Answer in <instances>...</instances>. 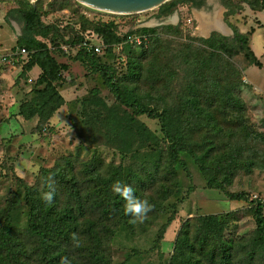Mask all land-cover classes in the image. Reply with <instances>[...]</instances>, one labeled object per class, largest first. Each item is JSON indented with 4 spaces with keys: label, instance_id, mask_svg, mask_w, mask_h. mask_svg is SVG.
<instances>
[{
    "label": "rangeland",
    "instance_id": "obj_1",
    "mask_svg": "<svg viewBox=\"0 0 264 264\" xmlns=\"http://www.w3.org/2000/svg\"><path fill=\"white\" fill-rule=\"evenodd\" d=\"M17 1L0 0V53L24 48L18 44L23 24L3 19V14L15 8ZM28 1L39 9L44 25L57 29V34L50 31L46 38L37 37V40L46 44L48 55L56 64L67 66L60 71V80L52 83L63 105L46 122L38 115L26 117L32 109L48 111L36 92L43 88L36 84L41 69L37 66L26 69L32 54L25 48L27 56L0 67V214L16 198L19 207L14 214L15 224L24 232L28 220L24 196L30 188L42 196L51 181L58 193L59 208L71 204L70 209L75 210L73 199L69 198L71 178L80 189L83 204L90 205L94 198L89 195L105 203L111 200L116 195L112 191L113 182L124 177L120 174H127L137 196L147 199L154 207L146 219L133 223L131 231L119 228L112 235L111 264H167L174 254V243L182 237L184 229H187L188 246L195 248H186L185 252L193 254L200 264H210L203 256L209 253L205 250L216 246L218 239L231 247V264H264V251L255 243L256 224L251 203L260 202L264 215V10H258L262 0H196L201 4L194 7L191 3H182L172 14L161 17L157 16L159 7L122 15L96 10L77 0H36L34 4ZM222 13L231 33L213 34L231 40L234 34L229 23L243 34L255 28L248 36V46L261 62V68L249 65L242 54L228 61L231 67H216L214 63L205 66L210 51L200 42L206 38L195 30L202 17L218 19ZM111 20L117 24L120 34L139 28L178 26L176 30L162 31L159 41L143 46L148 48L146 51L127 43L112 46V52L107 54L102 49L98 55L100 63L109 66L114 72L113 81L132 90L145 106L158 111L172 108L181 115H186L184 100L190 97L186 96L187 84L190 82L198 90L205 83L204 78L210 77L211 86L219 91L213 97L214 107L209 108L210 125L206 124V113L193 110L186 115L191 118L187 130L198 154L210 149L211 160L206 162L220 172L227 168L235 149L242 152L228 168L234 174L230 183L219 176L222 187L210 188L207 185L210 171L208 175L203 174L185 155L181 156L184 165L168 164V144L158 120L145 115L138 118L156 138L144 149L126 156L108 141L99 123H88V116L93 112H84L83 107L84 99L91 92H96L108 106L117 101L103 84L100 73L87 61L76 59L75 52L63 51V47L66 41L77 37L102 45L101 37L93 29L96 24ZM156 47L154 55L152 51ZM139 66L141 77L135 80L131 72H137ZM196 69H201L206 77L202 74L193 77ZM228 92L238 98L241 111L233 112L229 108L218 111L222 97H227ZM159 161L161 174L154 175ZM92 165L94 172L88 169ZM167 171L171 172L169 181L163 178ZM60 177L63 185L58 183ZM227 194H243L245 199L230 200ZM210 216L216 217L215 221L208 223L203 219ZM95 219L93 216L92 220ZM95 229H102L100 222ZM203 237L205 242L201 243ZM200 244L205 245V250H200ZM37 261L41 264V259Z\"/></svg>",
    "mask_w": 264,
    "mask_h": 264
},
{
    "label": "trees",
    "instance_id": "obj_2",
    "mask_svg": "<svg viewBox=\"0 0 264 264\" xmlns=\"http://www.w3.org/2000/svg\"><path fill=\"white\" fill-rule=\"evenodd\" d=\"M242 2L246 1L242 0ZM182 3H191L194 7L201 4V2L196 0H172L159 7L157 16L172 14ZM261 3V7L258 8L259 11L264 10V0ZM40 18L39 9L36 6L33 7L28 0H18L17 6L8 10L5 17L6 20L12 19L23 24V34L18 40V44L23 46L33 57L27 62L26 69L30 70L34 66L41 69V74L36 84L43 85V88L36 92L40 96L41 105L47 106L48 111H35L32 109L27 111L25 115L29 118L38 115L41 121L46 122L63 105V99L52 83L60 80V71L66 70L67 66L56 64L49 57L46 44L37 40V37L46 38L50 31L55 34L58 33L54 26L44 25ZM96 25L93 31L101 37L103 50L106 51V54L112 52V46H117L121 43H127L129 44L127 46L146 51L148 48L144 49L145 47L143 46L147 44L149 47L151 42L159 41L162 31L169 32L176 30L178 27L176 25L172 26L173 28L171 26H165L160 29L139 28L126 34H120L117 31V24L114 20L109 23H98ZM229 26L234 34L231 40L215 34H212L207 39H200V42L210 51L205 66L214 63L216 67L219 65L224 68L226 66L231 67L228 61L242 54L249 65L261 68V62L248 46L249 37L254 33V29H251L247 34H243L231 23H229ZM132 35H143L146 37L147 42L142 45L130 44L128 37ZM83 39L77 37L74 40L66 41L68 50L75 52L74 56L76 59L87 61L94 71L100 73L103 84L117 101L115 105L108 106L97 96L96 92H91L84 99L83 107L84 112L88 110L93 112L92 115L88 116L89 124L91 121L96 124L99 123L104 128L108 141L113 143L119 152L126 156L132 152L144 149L156 138L138 118L145 115L150 119L158 120L160 130L168 144L166 149V162L168 164L174 167L176 165H184L181 156L185 155L198 165L203 174L208 175L210 171L211 176L207 178V185L210 188L220 189L222 187L221 182L218 180L219 176L223 177L226 183L231 182L234 174L231 171L232 168L229 171L228 168L235 163L242 152L235 149L229 157L227 168L224 169V172H220V170L216 169L217 167L214 168L212 164L206 162L211 160L210 149L202 150V153L198 154L199 151L192 145L187 130L188 125L191 123V118L186 115L193 110L199 114L206 113V124L210 125L209 108L214 107L213 97L219 94L216 87L211 86L210 77L202 74L201 69L194 71L193 77H201L202 74V77L206 78H204L205 83H202L198 90H194L190 82L187 84L186 96L190 97H186L184 100L186 115H181V113L172 108L162 111L154 110L139 102L133 95L132 90L113 81L114 72L109 66L100 63V56H98L100 54L86 52L80 47V42ZM155 51H157V47L152 51V54L155 55ZM140 69L141 66H139L137 72L134 70L131 72L135 80H139L141 77ZM241 86H243L242 83ZM230 89L228 88V90ZM226 96L225 98L224 96L222 97L218 108L216 107L218 105L216 102L217 105L215 107L218 111H221V109L226 110L227 108L233 112L242 110L241 103L238 98L234 97L232 92L226 93ZM160 164V161L156 163L154 175L161 174V170H159ZM88 169L91 172L95 171L93 165ZM59 176L64 177L63 175ZM120 176L124 177H119L117 180L130 184L129 175L120 174ZM62 177H60V182H58L60 185L64 183ZM163 178L169 181L171 172H165ZM68 185L70 189L69 198L73 199L72 205L73 207L75 206V210L70 209L71 204H68L67 207L59 208L60 201L57 190H55L54 200L51 204L44 202L41 198L42 196L35 188H30L26 191L24 203L27 207L28 220L24 232H20L15 224L14 214L19 207L18 201L16 198L11 199L5 211L0 214V264H39L37 259H41V264H58L62 256H68L72 260V264H111L109 243L113 237L112 235L119 228L131 231L134 218L125 213L124 201L118 195L112 196L111 200L106 203L102 199L98 200L96 197L89 195V198H94V202H91L90 205L83 204L81 200L83 196L80 195V189L73 178L69 180ZM63 189L64 186H61L62 191ZM165 194L168 195L167 190H165ZM227 196L230 200L245 199L243 194H227ZM251 203L254 206L256 224L255 243L264 251V215L262 206L258 201H251ZM89 212L92 213L88 214ZM93 216L96 217L95 220H92ZM203 219L210 223L213 220L215 221L216 217L210 216ZM99 222L102 229L97 230L95 226ZM73 233L78 237V247L74 246V242L71 239ZM180 238L176 239L174 254L167 264H200V260L194 259L193 254H191V257L185 252L186 248L195 249L193 246H188L187 229L182 231V237ZM200 242L204 243L205 237ZM203 245L200 244V250H205V245ZM215 245L211 250H205L209 253L203 257H206L210 264H231V247L229 244L218 239Z\"/></svg>",
    "mask_w": 264,
    "mask_h": 264
},
{
    "label": "clouds",
    "instance_id": "obj_3",
    "mask_svg": "<svg viewBox=\"0 0 264 264\" xmlns=\"http://www.w3.org/2000/svg\"><path fill=\"white\" fill-rule=\"evenodd\" d=\"M49 190L42 193V200L51 204L55 196V188L50 181L48 184ZM112 191L124 201V211L126 214L132 216L134 223L136 220L141 222L146 219L147 214L152 211L153 205L147 199H141L136 195V189L123 181L116 180L112 184ZM74 246L78 247V237L75 233L71 237ZM58 264H72V260L68 256L60 257Z\"/></svg>",
    "mask_w": 264,
    "mask_h": 264
},
{
    "label": "water",
    "instance_id": "obj_4",
    "mask_svg": "<svg viewBox=\"0 0 264 264\" xmlns=\"http://www.w3.org/2000/svg\"><path fill=\"white\" fill-rule=\"evenodd\" d=\"M32 4L36 0H30ZM79 3L86 5L87 7L114 13V14H136L144 11H148L172 0H77Z\"/></svg>",
    "mask_w": 264,
    "mask_h": 264
},
{
    "label": "built area",
    "instance_id": "obj_5",
    "mask_svg": "<svg viewBox=\"0 0 264 264\" xmlns=\"http://www.w3.org/2000/svg\"><path fill=\"white\" fill-rule=\"evenodd\" d=\"M187 23L189 24L190 21L188 20ZM128 41L136 45H142L145 42H147L146 37L143 35L141 36L132 35L128 37ZM80 47L86 52H92L93 54H100L102 52V49H104L103 45L97 44L95 42L93 43L91 42V40L88 39H83L80 42ZM68 49L69 48L67 45L63 47V51L65 52H68ZM27 54L28 53L24 48L22 49L16 48L10 50L9 52L0 53V67L9 66L10 64H13L15 61H17L19 57L27 56Z\"/></svg>",
    "mask_w": 264,
    "mask_h": 264
},
{
    "label": "crops",
    "instance_id": "obj_6",
    "mask_svg": "<svg viewBox=\"0 0 264 264\" xmlns=\"http://www.w3.org/2000/svg\"><path fill=\"white\" fill-rule=\"evenodd\" d=\"M223 13L220 15L221 18L218 19L216 17H213L212 19H208L206 17L204 19V17L200 15L203 19H201L200 21V26H197L195 30L196 33H199L202 37H205L206 39L209 38L213 34V32H217V31H219L223 36H228V34L231 33V30L228 27V25L224 22ZM5 17H6V13L3 14V19ZM11 22H15L16 24H18V22H16L15 20H12ZM254 32H255V28H254Z\"/></svg>",
    "mask_w": 264,
    "mask_h": 264
}]
</instances>
